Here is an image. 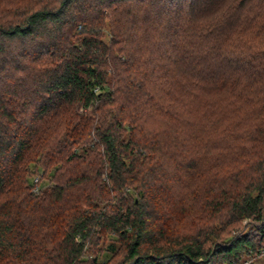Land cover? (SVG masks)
<instances>
[{"label": "trees", "instance_id": "obj_1", "mask_svg": "<svg viewBox=\"0 0 264 264\" xmlns=\"http://www.w3.org/2000/svg\"><path fill=\"white\" fill-rule=\"evenodd\" d=\"M262 253L264 0H0V264Z\"/></svg>", "mask_w": 264, "mask_h": 264}, {"label": "rangeland", "instance_id": "obj_2", "mask_svg": "<svg viewBox=\"0 0 264 264\" xmlns=\"http://www.w3.org/2000/svg\"><path fill=\"white\" fill-rule=\"evenodd\" d=\"M247 260L248 261L246 262V264H264V253H262V254H255L253 256V258H249Z\"/></svg>", "mask_w": 264, "mask_h": 264}, {"label": "built area", "instance_id": "obj_3", "mask_svg": "<svg viewBox=\"0 0 264 264\" xmlns=\"http://www.w3.org/2000/svg\"><path fill=\"white\" fill-rule=\"evenodd\" d=\"M37 180V179H36Z\"/></svg>", "mask_w": 264, "mask_h": 264}]
</instances>
